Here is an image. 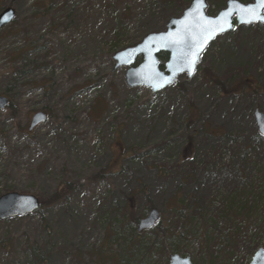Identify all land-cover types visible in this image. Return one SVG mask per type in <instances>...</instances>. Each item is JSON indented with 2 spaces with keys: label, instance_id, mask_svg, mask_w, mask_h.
I'll list each match as a JSON object with an SVG mask.
<instances>
[{
  "label": "rangeland",
  "instance_id": "obj_1",
  "mask_svg": "<svg viewBox=\"0 0 264 264\" xmlns=\"http://www.w3.org/2000/svg\"><path fill=\"white\" fill-rule=\"evenodd\" d=\"M207 1L211 16L227 2ZM0 2L17 10L0 31V95L12 97L23 125L42 109L51 115L29 137L16 128L9 109L0 110V197L31 194L48 204L39 213L0 221V264H114L100 260L99 250L108 245L107 218L124 205L123 193H132L138 215L149 195L167 223L174 217L169 201L193 193L196 185L205 198L213 255L223 234V226L213 224L217 209L241 199L231 209L235 216V210H246L239 208L243 202L253 201L250 225L245 213L236 216L232 247L223 258L214 256V264H249L264 247V137L257 136L254 118L256 108L264 112V25L219 37L193 78L183 75L152 93L128 87V68L115 69L113 56L164 31L191 0ZM244 79L254 88H242ZM191 117L195 122L188 127ZM193 133L192 154L183 159ZM107 166L122 170L91 180ZM70 184L78 188L65 201H50ZM204 234L201 228L183 246L182 255L192 262L208 257ZM153 261L145 264H158Z\"/></svg>",
  "mask_w": 264,
  "mask_h": 264
},
{
  "label": "water",
  "instance_id": "obj_2",
  "mask_svg": "<svg viewBox=\"0 0 264 264\" xmlns=\"http://www.w3.org/2000/svg\"><path fill=\"white\" fill-rule=\"evenodd\" d=\"M257 5L258 0L244 3L240 0H227L226 5L216 16L207 14L208 1L198 4L191 0L179 17L171 18L166 29L161 32L149 33L133 46L116 52L113 59L116 61L115 69L127 67L125 81L130 88L145 87L152 93H158L175 85L183 75L189 79L195 76L204 52L219 36L225 35L235 29V26H250L264 24L256 21L242 23V19H248L244 9L247 6ZM17 15L13 6H6L0 12V31L11 24ZM208 20L212 21L210 31ZM231 24L232 27H228ZM219 25V27H217ZM220 28L225 30L220 31ZM171 34V35H169ZM167 55L161 63L160 56ZM141 62L135 66L137 60ZM195 61L193 64L192 62ZM9 107V98L0 95V110ZM254 118L259 133L264 136V112L256 109ZM47 120V113L38 111L30 119L28 131L32 132ZM41 207L38 197L31 194L8 192L0 197V221H7L17 217H25L37 212ZM160 218L157 208L149 210L146 215L138 220L137 230L143 232L155 227ZM169 264H193L190 257L179 254H171ZM250 264H264V248L258 249Z\"/></svg>",
  "mask_w": 264,
  "mask_h": 264
},
{
  "label": "trees",
  "instance_id": "obj_3",
  "mask_svg": "<svg viewBox=\"0 0 264 264\" xmlns=\"http://www.w3.org/2000/svg\"><path fill=\"white\" fill-rule=\"evenodd\" d=\"M244 3H249V1L252 2V0H240ZM224 2L222 3V5ZM6 6H13V3L10 2L8 4H4L3 2H0V12L6 7ZM255 26L258 25H252V26H245V27H239L236 28L239 33L255 28ZM167 58V55L162 54L160 56L161 63H163ZM208 73V76L211 75V72L209 70H206ZM214 82H217L218 85H220L223 88L222 82L218 79H213ZM249 81L244 79V82H242V88H246L249 86L250 88H254L252 85L248 84ZM182 86V85H180ZM236 89H231V91H234ZM10 99V106L9 110L11 113V116L14 120V123L16 125V128H18L21 132H26L27 136L32 137V132H28V125H23L19 119H18V108L16 107L12 97H9ZM190 108L191 112L195 110V106L193 103V100L191 99L190 102ZM45 111V109H42ZM46 112V111H45ZM48 112V111H47ZM48 117H50V113L48 112ZM195 120L194 118H190L187 121V126L191 127L193 126ZM29 124V123H28ZM194 133L188 134L187 138V145L184 149V152H182L181 157L183 159H188L191 152V148L194 145ZM258 137H261L262 135L258 132ZM263 137V136H262ZM224 138V137H223ZM130 155L129 157H132V152L127 154ZM119 170H122V167L116 166V172L113 170L112 166H107L103 168L100 172L93 175L91 180L93 181H99L100 179H107L108 177L112 176L113 174H117ZM189 181H194L196 183V180H194L195 176L194 174H189ZM142 191L147 192L146 186L142 183ZM75 188H78V185H69V187H65L64 191H56L53 195V197L50 199V201H54L53 203H58L61 201H65L68 197L67 193L74 191ZM147 195V194H146ZM124 196V205L121 209H114L112 211V216L110 218H107V222L110 223L111 228H109V232L107 234V246H104L105 250L100 249V260L104 261H112L114 264H145L147 262L153 261L154 258L157 259V263L160 264L163 262V264L169 263V256L171 254H184V244L189 242V239L193 237L192 234L197 233L200 231L201 228L205 229V234L202 236V238H206L207 242L206 244H203V251H206V254L208 257H205V259H202L204 262L203 264H214L215 259L214 256H217V258H223L224 256V250L230 246L232 247L230 234H231V224L236 227L239 224V217L242 213H245V216L243 218L248 219L247 223H250V220L252 219L251 215L254 214V211L256 209L253 201H251V204L248 205L247 201L242 203V207H239L240 210L246 209L243 211H237L235 210V216L233 215L231 209L232 207H236L237 204H240V200H230L227 201L226 204L222 205L220 208L217 209L219 213V217L213 224L217 227L219 225L223 226V234H221V238H219L218 241L214 242L213 249H216L217 254L213 255V253L210 250L211 243L208 236V223L209 219L206 217V212L203 209V205L205 203L204 196L200 194L198 187L196 185V188L193 193L190 194H183L182 196L175 195L170 201V211H172V215H174L173 219H170L169 222H165L164 220V213L161 212L160 220L156 224L155 227L149 230H145L144 232H138L137 230V223L138 220L143 218L149 210L156 208L153 204L151 198L148 196V202L146 207L144 208L143 212L138 215L133 207L134 204V197L132 196V193L126 195L123 193ZM130 200V203L128 202ZM49 201V202H50ZM48 202V203H49ZM51 204V203H50ZM48 205L46 203L41 204L40 210H38L39 213L43 210L44 206ZM235 217V219H234ZM246 224V222L244 223ZM250 225V224H249ZM111 229L113 231H111ZM228 229V230H226ZM235 231V230H234ZM112 236H115L112 238ZM116 245V247H115ZM103 251L106 254H103ZM33 252L35 253V249H33ZM183 256V255H182ZM36 258H39V255H35ZM154 262V261H153ZM217 263V262H216ZM193 264H200L199 262H193Z\"/></svg>",
  "mask_w": 264,
  "mask_h": 264
},
{
  "label": "snow or ice",
  "instance_id": "obj_4",
  "mask_svg": "<svg viewBox=\"0 0 264 264\" xmlns=\"http://www.w3.org/2000/svg\"><path fill=\"white\" fill-rule=\"evenodd\" d=\"M234 2H235V0H234ZM196 3L201 4V3H203V0H196ZM258 6L260 8L259 12L256 11L257 5L247 6L244 9V11H245V15L248 16L249 18L246 20L242 19L241 22L242 23H253L256 21L264 22V0H258ZM207 23L209 25V28H207L206 30L210 31V26L212 24V21L208 20ZM217 27H219V25H217ZM228 27H232V25L228 24ZM223 30H225V29L220 28V31H223ZM169 35H171V34H169ZM192 63L194 64L195 61H193Z\"/></svg>",
  "mask_w": 264,
  "mask_h": 264
}]
</instances>
